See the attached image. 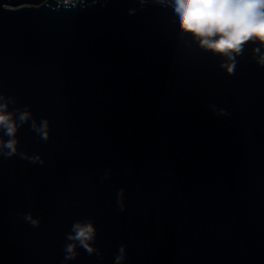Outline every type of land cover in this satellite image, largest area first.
I'll list each match as a JSON object with an SVG mask.
<instances>
[{"label": "water", "instance_id": "obj_1", "mask_svg": "<svg viewBox=\"0 0 264 264\" xmlns=\"http://www.w3.org/2000/svg\"><path fill=\"white\" fill-rule=\"evenodd\" d=\"M254 46L227 74L153 2L0 0V93L32 113L0 154V264H110L120 245L122 264H264ZM78 220L88 255L66 260Z\"/></svg>", "mask_w": 264, "mask_h": 264}, {"label": "clouds", "instance_id": "obj_2", "mask_svg": "<svg viewBox=\"0 0 264 264\" xmlns=\"http://www.w3.org/2000/svg\"><path fill=\"white\" fill-rule=\"evenodd\" d=\"M65 7L74 0H58ZM148 0H140L141 4ZM165 10L166 17L171 21L172 28L186 35L188 39L201 50L209 51L213 55L222 57L220 67L227 74H232L235 66V56L239 55L248 43L258 65L264 66V0H152ZM5 8L11 5H3ZM10 102L14 98H7L0 93V154L11 157L19 151V137L17 132L20 125L30 118L32 113L28 107L23 110L11 109ZM222 111V110H221ZM32 127L41 137L50 136V122L45 118L37 123L34 119ZM7 137V139H5ZM27 157V153H20ZM33 161L40 160L39 155L30 157ZM110 207L116 214L115 196L110 198ZM25 219L33 225L39 224V218L32 213L25 214ZM95 229L91 222L78 220L72 224L67 239L71 241L65 245V259H75L77 255L83 258L88 255L89 241ZM117 255L110 258V264H122L124 248L116 249Z\"/></svg>", "mask_w": 264, "mask_h": 264}, {"label": "snow or ice", "instance_id": "obj_3", "mask_svg": "<svg viewBox=\"0 0 264 264\" xmlns=\"http://www.w3.org/2000/svg\"><path fill=\"white\" fill-rule=\"evenodd\" d=\"M6 10H15V9H13V8H5Z\"/></svg>", "mask_w": 264, "mask_h": 264}, {"label": "rangeland", "instance_id": "obj_4", "mask_svg": "<svg viewBox=\"0 0 264 264\" xmlns=\"http://www.w3.org/2000/svg\"><path fill=\"white\" fill-rule=\"evenodd\" d=\"M150 1H152V0H148V2H150ZM138 2H139V4H141V3H140V0H138ZM144 4H145V3H144Z\"/></svg>", "mask_w": 264, "mask_h": 264}, {"label": "built area", "instance_id": "obj_5", "mask_svg": "<svg viewBox=\"0 0 264 264\" xmlns=\"http://www.w3.org/2000/svg\"><path fill=\"white\" fill-rule=\"evenodd\" d=\"M150 2H152V1H150Z\"/></svg>", "mask_w": 264, "mask_h": 264}]
</instances>
